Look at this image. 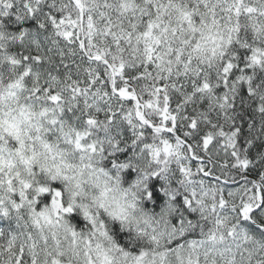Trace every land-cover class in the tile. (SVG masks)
<instances>
[{
  "label": "snow or ice",
  "instance_id": "obj_1",
  "mask_svg": "<svg viewBox=\"0 0 264 264\" xmlns=\"http://www.w3.org/2000/svg\"><path fill=\"white\" fill-rule=\"evenodd\" d=\"M0 264H264V0H0Z\"/></svg>",
  "mask_w": 264,
  "mask_h": 264
}]
</instances>
